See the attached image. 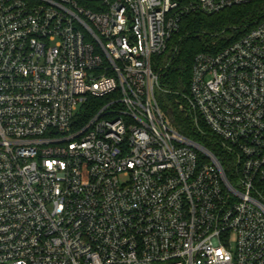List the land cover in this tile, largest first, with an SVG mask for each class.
<instances>
[{"label": "built area", "instance_id": "built-area-1", "mask_svg": "<svg viewBox=\"0 0 264 264\" xmlns=\"http://www.w3.org/2000/svg\"><path fill=\"white\" fill-rule=\"evenodd\" d=\"M255 1L0 0V264H264V12L175 94L200 143L153 68Z\"/></svg>", "mask_w": 264, "mask_h": 264}, {"label": "trees", "instance_id": "trees-1", "mask_svg": "<svg viewBox=\"0 0 264 264\" xmlns=\"http://www.w3.org/2000/svg\"><path fill=\"white\" fill-rule=\"evenodd\" d=\"M263 12L264 0H257L213 15L191 13L181 20L165 52L155 59V67L153 65L161 86L171 91L159 97L160 106L179 133L200 143L189 118L175 106L178 95L187 92L194 56L201 52L216 53L239 39L255 25ZM201 144L209 147L204 141Z\"/></svg>", "mask_w": 264, "mask_h": 264}]
</instances>
